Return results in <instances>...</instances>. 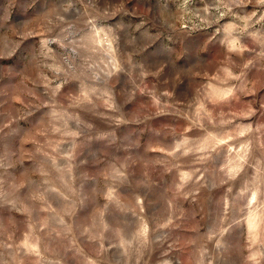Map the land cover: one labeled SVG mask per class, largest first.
<instances>
[{"label": "rangeland", "instance_id": "obj_1", "mask_svg": "<svg viewBox=\"0 0 264 264\" xmlns=\"http://www.w3.org/2000/svg\"><path fill=\"white\" fill-rule=\"evenodd\" d=\"M0 264H264V0H0Z\"/></svg>", "mask_w": 264, "mask_h": 264}]
</instances>
